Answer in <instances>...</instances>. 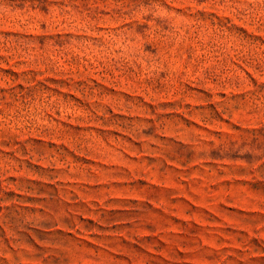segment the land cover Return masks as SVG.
I'll use <instances>...</instances> for the list:
<instances>
[{
  "label": "rangeland",
  "instance_id": "obj_1",
  "mask_svg": "<svg viewBox=\"0 0 264 264\" xmlns=\"http://www.w3.org/2000/svg\"><path fill=\"white\" fill-rule=\"evenodd\" d=\"M0 264H264V0H0Z\"/></svg>",
  "mask_w": 264,
  "mask_h": 264
}]
</instances>
